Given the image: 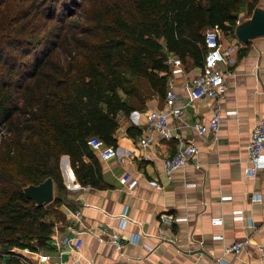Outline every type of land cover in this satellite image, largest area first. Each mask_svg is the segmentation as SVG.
I'll return each instance as SVG.
<instances>
[{"label":"trees","instance_id":"1","mask_svg":"<svg viewBox=\"0 0 264 264\" xmlns=\"http://www.w3.org/2000/svg\"><path fill=\"white\" fill-rule=\"evenodd\" d=\"M259 1L0 0V264H23L15 249L51 250L61 156L80 185L108 187L89 138L115 145L136 81L162 94L168 53L201 66L204 30L232 34ZM48 177L53 200L38 206L23 188Z\"/></svg>","mask_w":264,"mask_h":264},{"label":"crops","instance_id":"2","mask_svg":"<svg viewBox=\"0 0 264 264\" xmlns=\"http://www.w3.org/2000/svg\"><path fill=\"white\" fill-rule=\"evenodd\" d=\"M219 40L222 48L233 46L235 52L233 62L220 64L226 91L217 99L189 102L191 80L202 65L173 53L167 58L177 57L181 65L165 62L169 72L162 94L144 79L136 81V92L129 100L134 109L128 116L118 115L116 144L108 145L117 149L116 157L102 160L93 151L101 165L102 182L108 187L80 185L68 156H61L64 220L53 227L48 241L51 250L16 251L24 257L23 264H264L256 247L264 246V169L255 178L245 172L250 132L257 119H264V36L242 45L233 33L222 32ZM204 54L205 47L203 59ZM168 87L183 113L180 118H169L174 135L163 140L145 128V114L165 108ZM215 110L222 120L216 135L195 132L193 120L205 123ZM128 128L140 133L128 135ZM144 138L149 145H142ZM180 144H193L197 153L168 176L162 160L174 155ZM126 177L136 178L139 184L128 190ZM150 180L158 186H150ZM74 212L79 213L77 218ZM236 212L241 219L235 218ZM169 214L172 220L160 218ZM103 229L118 232L123 243L120 251L100 240L106 238ZM132 237L137 238L135 242ZM75 238L82 240L77 249ZM245 240L248 244L239 253L225 252L226 247ZM54 241L60 243L59 250Z\"/></svg>","mask_w":264,"mask_h":264},{"label":"built area","instance_id":"3","mask_svg":"<svg viewBox=\"0 0 264 264\" xmlns=\"http://www.w3.org/2000/svg\"><path fill=\"white\" fill-rule=\"evenodd\" d=\"M222 30L219 26L214 25L208 28L203 35V43L205 47V54L203 59V64L200 67V71L192 78L191 86L189 88V102L192 103L203 97H210L217 99L226 91V85L224 81V71L220 67L223 62H233V54L235 48L233 46H228L222 48L220 45V36ZM167 64L180 66L181 60L177 57L167 58ZM174 71H179L174 70ZM170 86V85H169ZM261 87L264 91V80L261 81ZM182 106L176 105V94L171 87H168L165 94V108L161 110H150L146 112V126L147 130L151 129L157 132L159 137L163 140H169L174 134L171 133V128L169 126V118L176 117L180 118L182 116ZM220 114L217 110L213 112L210 119L207 122H202L200 119L195 118L192 123V127L195 132L199 134H208L210 136H215L221 125ZM177 137V135L175 136ZM143 146L149 145V139L144 138L141 141ZM88 145L95 151L98 157L102 160H109L115 158L117 155V149L114 146H108L103 143L98 137H91L88 140ZM248 151V166L245 172L248 176L255 178L260 170L264 169V119H257L249 136V141L247 145ZM197 153L196 147L193 144H180L176 153L171 156H166L162 160L164 172L170 176L175 170L185 166L189 160H193ZM125 178L126 186L128 190L134 189L138 184L136 178L128 179ZM148 184L153 187H157L158 183L156 180L148 181ZM70 186H67L69 189ZM255 199V198H253ZM126 211V209H125ZM123 212V215L125 213ZM235 218L241 219L242 216L239 212H236ZM74 218L79 216L78 212L73 213ZM162 220H172L173 216L161 215ZM102 234L106 238L100 237L101 241H106L111 243L117 250H121L123 243L120 239L118 232H107L105 229L102 230ZM136 237H132L131 242L136 241ZM82 244L80 238H75L74 246L76 249ZM248 244V241L235 242L234 244L225 248L226 253H239L241 249ZM54 245L59 250L60 243L54 241ZM257 251L259 252L261 258H264V246L257 245ZM151 251L150 248H148ZM15 251V250H13ZM47 258V256L45 257ZM113 264H134L129 261H119Z\"/></svg>","mask_w":264,"mask_h":264},{"label":"water","instance_id":"4","mask_svg":"<svg viewBox=\"0 0 264 264\" xmlns=\"http://www.w3.org/2000/svg\"><path fill=\"white\" fill-rule=\"evenodd\" d=\"M233 36L242 45L264 36V3L261 0L253 7L249 16L237 19ZM62 157L66 158L64 155ZM23 192L38 206L46 205L53 200V180L48 177L37 185H27Z\"/></svg>","mask_w":264,"mask_h":264},{"label":"rangeland","instance_id":"5","mask_svg":"<svg viewBox=\"0 0 264 264\" xmlns=\"http://www.w3.org/2000/svg\"><path fill=\"white\" fill-rule=\"evenodd\" d=\"M241 14L245 16V15H246V11H244V12L241 13ZM15 251H18V250L15 249Z\"/></svg>","mask_w":264,"mask_h":264}]
</instances>
